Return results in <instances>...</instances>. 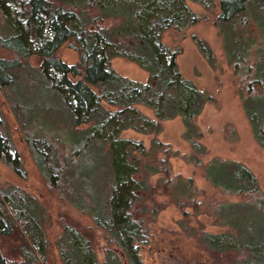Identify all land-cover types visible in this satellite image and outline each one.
<instances>
[{
	"label": "trees",
	"instance_id": "trees-1",
	"mask_svg": "<svg viewBox=\"0 0 264 264\" xmlns=\"http://www.w3.org/2000/svg\"><path fill=\"white\" fill-rule=\"evenodd\" d=\"M207 14H215L212 25L243 112L254 141L264 149V0H219L218 7L214 0H0V92L11 99L21 137L48 191L103 233L100 261L94 240L62 222L56 247L63 264H145L141 246L165 206L157 195L170 199L184 216L207 213L210 204L198 199L204 191L192 178L172 172L170 159L176 157L201 168L217 192L236 197L211 206L216 224L226 231H197L178 221L207 253L206 260L193 264H264V192L239 161L215 156L203 162L207 149L196 120L206 104L218 103L182 75L181 48L163 41L167 31L182 40L190 27L208 21ZM191 39L217 69L210 45L195 34ZM63 44L78 54L76 63L57 55ZM33 56L38 66L30 64ZM113 58L137 65L147 79L121 75L111 66ZM57 115L67 126H57L62 123ZM177 117L188 154L157 138L146 147L142 140L121 136L125 130L157 136L165 121ZM0 162L26 178L1 108ZM186 208L193 212L188 215ZM45 219L32 194L0 185V264H48ZM5 238L16 244L10 251L1 243Z\"/></svg>",
	"mask_w": 264,
	"mask_h": 264
},
{
	"label": "rangeland",
	"instance_id": "rangeland-1",
	"mask_svg": "<svg viewBox=\"0 0 264 264\" xmlns=\"http://www.w3.org/2000/svg\"><path fill=\"white\" fill-rule=\"evenodd\" d=\"M214 1L218 7L219 0ZM189 5L196 13L205 14L200 6L190 2ZM217 12L218 8L215 10V13ZM207 15L208 21H201L190 27L186 31V37L182 40H175L173 31H167L163 35V41L171 47L179 46L181 48V53L177 56V63L182 75L191 80L199 89L211 92L218 103V105L206 104L196 120V124L202 133L200 142L207 149L206 155L202 157L203 162L215 156L239 161L255 174L264 192V149L254 141L250 125L243 112L235 77L225 61L220 40L212 25L215 14ZM105 23L106 25L110 24L109 21ZM2 25L3 20L0 16V28ZM192 34L204 39L213 49L219 65L217 69H212L200 55L191 39ZM57 55L68 64L78 61V54L67 44H63L59 48ZM30 64L38 66L39 59L36 56L31 57ZM111 66L121 75L133 80L144 82L147 79L145 71L124 59L113 58ZM10 101L11 99L6 98L4 93L0 92V108L6 118L7 131L23 158L26 178L17 177L0 162V185L18 186L24 189L32 194L44 208L46 213L44 231L48 240V264H63L56 247V240L62 233V222L69 223L88 234L97 246L99 260L103 261L101 248L104 240L102 231L94 227L88 216L83 215L68 203H62L57 194L48 191L21 137L19 122L11 111ZM140 109L144 113L152 115L151 111L143 107ZM47 113L39 112L41 116L45 115L48 119L54 117L52 113L49 115ZM55 118L58 121L59 116L57 115ZM60 121L62 123H57L58 127L67 126L65 119L61 118ZM182 131V121L177 117L165 121L162 132L157 136L143 135L132 130L123 131L121 136L142 140L146 147L150 145L152 138H157L164 143L171 144L172 148L177 149L180 154H188L191 151L190 146L188 142L182 139ZM161 156V154L158 155L159 158ZM170 163L174 174L192 178L194 184L204 191L203 196H199L198 199H204L205 203H209L210 210L207 213L197 216L192 214V216L187 217L170 199L157 195L155 199L165 206L158 212L155 220L149 224L150 237H148V243L141 246L140 254L145 264H193L198 260H206L207 253L199 248L197 237L184 229L178 221H184L186 226L193 227L197 231L205 230L211 233L226 231L228 230L226 226L216 224L211 206L221 199H236L233 196L222 195L213 189L203 177L201 168L186 163L180 157L171 158ZM203 208H206L205 204ZM186 210L188 215L193 212L192 208H186ZM1 243L5 248L7 247L8 251L16 245L13 240L8 238L3 239Z\"/></svg>",
	"mask_w": 264,
	"mask_h": 264
}]
</instances>
